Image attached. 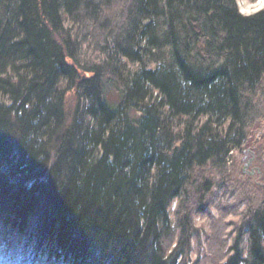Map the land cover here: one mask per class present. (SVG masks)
<instances>
[{"label": "trees", "instance_id": "obj_1", "mask_svg": "<svg viewBox=\"0 0 264 264\" xmlns=\"http://www.w3.org/2000/svg\"><path fill=\"white\" fill-rule=\"evenodd\" d=\"M0 96V264H264V9L0 0ZM248 139L263 177L217 181Z\"/></svg>", "mask_w": 264, "mask_h": 264}, {"label": "rangeland", "instance_id": "obj_2", "mask_svg": "<svg viewBox=\"0 0 264 264\" xmlns=\"http://www.w3.org/2000/svg\"><path fill=\"white\" fill-rule=\"evenodd\" d=\"M237 1V5L239 8L240 13L244 14V15H252L257 13L258 11L264 9V0H236ZM63 21L65 24V28L67 30H69L73 36H76L80 33V27L78 28L77 24L73 23L71 20H69L67 17H63ZM81 39V38H80ZM90 42L92 40H89ZM85 42V44L83 46H80V40H78V44H79V48H78V57L80 60L82 61H92V62H103L106 60V54H104L102 51L95 49L93 46L94 44L91 42ZM119 56H116V59H119ZM121 66L124 70V74L125 76H129L134 74L137 70H138V66L135 64H132L130 62H128L126 59H122L121 60ZM119 63V64H120ZM146 67L147 68H154L155 64L151 63L150 61H147L146 63ZM65 84V83H64ZM63 84V85H64ZM154 96H156L154 94ZM0 102L5 103L7 102V98H4L2 96H0ZM184 123V119H175L173 121V124L178 126L181 125L183 126ZM257 129V130H256ZM256 130L254 132V134H258V137L256 139V141L259 139V137L264 133V118L260 119L258 121L257 127L254 129ZM250 139H248L246 141V143L244 144L243 147L239 148V149H234L232 152H229L228 157L225 161V163H219L216 164L213 167V174L216 176L215 178H217V181H220L222 178H226L229 175H232L233 177H240V182L243 183L242 185L246 184V175L249 176H254L256 177V179H260L263 177L262 175V169L260 167V165L257 163L256 159L254 156H252L253 160L250 163V166L248 165V162L252 159L250 157V148L251 147H255V146H251L250 144ZM243 150V151H241ZM259 168V170L261 171L259 173V171L256 168ZM240 169L241 172L244 174V176L239 175L238 170ZM255 169V173L251 174L250 172ZM232 178V177H231ZM235 179V178H232ZM220 195H223L222 192H219ZM219 195V196H220ZM246 195V194H245ZM235 196L233 194L230 193H226L224 196H222V200L223 201H234L235 200ZM175 208V207H174ZM214 216L217 218L219 216L218 211L214 210ZM227 221H238V217L235 215H229L226 218ZM195 225L197 228L200 229V232L202 234L201 237V256L205 255L206 252L209 254L210 253V249H209V244L207 241V237H206V233H210L212 231V225H211V218L208 217H197L195 220ZM232 226H230L229 229H227L226 234H225V238L228 239L227 244L231 245V235H232ZM229 232V234H227ZM195 246V243L193 245V247ZM198 247L196 246V248H193V250L191 251V261H194L195 259H197L199 253L197 252Z\"/></svg>", "mask_w": 264, "mask_h": 264}, {"label": "water", "instance_id": "obj_3", "mask_svg": "<svg viewBox=\"0 0 264 264\" xmlns=\"http://www.w3.org/2000/svg\"><path fill=\"white\" fill-rule=\"evenodd\" d=\"M252 160H253V158L248 162L247 166H250V163L252 162ZM256 169L259 171V173L261 172L258 167ZM250 173L254 174L255 173V169H253Z\"/></svg>", "mask_w": 264, "mask_h": 264}]
</instances>
